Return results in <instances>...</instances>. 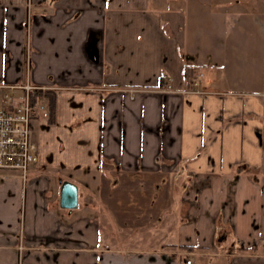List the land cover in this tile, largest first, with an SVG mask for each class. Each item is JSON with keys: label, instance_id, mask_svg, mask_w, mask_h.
I'll return each mask as SVG.
<instances>
[{"label": "crops", "instance_id": "obj_1", "mask_svg": "<svg viewBox=\"0 0 264 264\" xmlns=\"http://www.w3.org/2000/svg\"><path fill=\"white\" fill-rule=\"evenodd\" d=\"M242 6L0 0V83L50 92L37 163L0 177V264H264L262 66L214 47Z\"/></svg>", "mask_w": 264, "mask_h": 264}, {"label": "built area", "instance_id": "obj_2", "mask_svg": "<svg viewBox=\"0 0 264 264\" xmlns=\"http://www.w3.org/2000/svg\"><path fill=\"white\" fill-rule=\"evenodd\" d=\"M201 77L199 74L192 82L195 90ZM161 80L170 91L167 75L162 74ZM39 90L42 89L28 83H0V177L15 173L26 181L30 168L38 161L31 121L36 116L48 117L43 97L31 100L32 92ZM185 264H194V261L187 258Z\"/></svg>", "mask_w": 264, "mask_h": 264}, {"label": "rangeland", "instance_id": "obj_3", "mask_svg": "<svg viewBox=\"0 0 264 264\" xmlns=\"http://www.w3.org/2000/svg\"><path fill=\"white\" fill-rule=\"evenodd\" d=\"M238 2H243V14L242 21L247 24V30L233 31V33H238L236 37H229L228 39H221L216 41L214 47L217 49V54H222L230 57H249L252 63L261 65L260 73L257 76L258 82L264 86V0H237ZM240 33V34H239ZM240 70H237V72ZM234 72V73H237ZM239 74V72H238ZM236 77H231V85L238 86L244 84L246 81H250L252 78L250 74L248 78L243 75ZM202 80V79H199ZM242 86V85H241ZM106 194V191H105ZM107 197V195H105ZM111 203V202H110ZM107 213H111L112 206L107 205L105 207ZM110 226L111 222H106Z\"/></svg>", "mask_w": 264, "mask_h": 264}, {"label": "water", "instance_id": "obj_4", "mask_svg": "<svg viewBox=\"0 0 264 264\" xmlns=\"http://www.w3.org/2000/svg\"><path fill=\"white\" fill-rule=\"evenodd\" d=\"M59 205L68 210L77 207V187L74 184L67 181L61 182Z\"/></svg>", "mask_w": 264, "mask_h": 264}, {"label": "trees", "instance_id": "obj_5", "mask_svg": "<svg viewBox=\"0 0 264 264\" xmlns=\"http://www.w3.org/2000/svg\"><path fill=\"white\" fill-rule=\"evenodd\" d=\"M194 72H195L194 69L191 68V67H186L185 68L184 75H185V78L189 82L192 79V76H193ZM49 95H50L49 91H42V90L34 91L31 94V100L34 102L38 97L41 98V97L49 96ZM182 249H184V250H192V248H190V247H183Z\"/></svg>", "mask_w": 264, "mask_h": 264}]
</instances>
